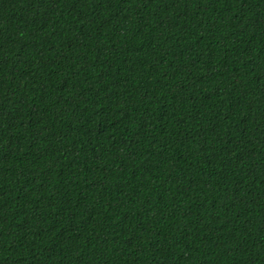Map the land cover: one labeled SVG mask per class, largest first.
Wrapping results in <instances>:
<instances>
[{"label":"trees","instance_id":"1","mask_svg":"<svg viewBox=\"0 0 264 264\" xmlns=\"http://www.w3.org/2000/svg\"><path fill=\"white\" fill-rule=\"evenodd\" d=\"M0 264H264V0H0Z\"/></svg>","mask_w":264,"mask_h":264}]
</instances>
